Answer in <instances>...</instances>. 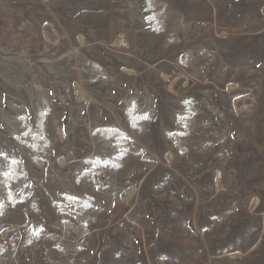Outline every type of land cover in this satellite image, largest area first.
Listing matches in <instances>:
<instances>
[{
  "label": "rangeland",
  "instance_id": "rangeland-1",
  "mask_svg": "<svg viewBox=\"0 0 264 264\" xmlns=\"http://www.w3.org/2000/svg\"><path fill=\"white\" fill-rule=\"evenodd\" d=\"M0 264H264V0H0Z\"/></svg>",
  "mask_w": 264,
  "mask_h": 264
},
{
  "label": "bare ground",
  "instance_id": "bare-ground-1",
  "mask_svg": "<svg viewBox=\"0 0 264 264\" xmlns=\"http://www.w3.org/2000/svg\"><path fill=\"white\" fill-rule=\"evenodd\" d=\"M130 106H131V105H130ZM110 130H111V129H110ZM110 130H109V131H110ZM98 135H99V134H98ZM116 136H118V135H116ZM116 136H115L114 138H112L110 141H113V143H114V142H116V140H118L119 137H121V136H119V137H116ZM102 138H103V137H102ZM108 139H109V138H108ZM119 140H120V139H119ZM121 140H122V139H121ZM123 140H124V139H123ZM119 142H122V141H119ZM111 144H112V143H111ZM114 144H115V143H114ZM120 144H122V143H120ZM120 144H119V145H120ZM117 146H118V145H117Z\"/></svg>",
  "mask_w": 264,
  "mask_h": 264
}]
</instances>
